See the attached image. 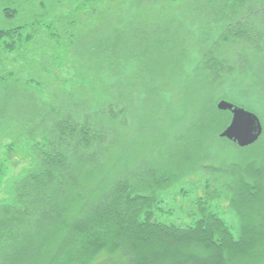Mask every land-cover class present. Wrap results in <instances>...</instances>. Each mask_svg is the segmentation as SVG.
<instances>
[{
  "label": "rangeland",
  "instance_id": "1",
  "mask_svg": "<svg viewBox=\"0 0 264 264\" xmlns=\"http://www.w3.org/2000/svg\"><path fill=\"white\" fill-rule=\"evenodd\" d=\"M218 3L0 0V29L10 30L9 36L0 40V50H8L2 52L0 71L5 66L8 72H16L13 86L0 94V206L16 203V186L37 169L34 145H44L45 134L39 128L45 123L44 114L65 111L72 100L90 112L88 120L100 118L103 125L108 112L109 122L118 118L110 131L113 138L119 137L113 147L128 160V176L146 170L156 177L173 167L169 187L154 193L157 218L196 225L203 201L209 199L206 208L218 211L239 238L242 220L253 209L248 205L237 210L230 196L232 186L244 178V171H234L232 160L244 149L220 136L232 112L219 109L218 104L226 100L257 113L263 133L256 144L264 143V56L260 62L252 60L255 65L250 68L236 69L244 58L238 56L233 62L216 60L211 64L213 71L201 69L208 49L227 27L222 15L211 14L213 8L220 9ZM201 7L206 8L200 12ZM6 8L15 12L8 14ZM62 22L81 35L80 44L70 47ZM17 31L21 43L10 37ZM134 32L148 45L144 56L151 60L147 68L137 58L131 60L116 51L108 54L100 48L102 42L124 40ZM179 43L182 46L177 49ZM100 50L102 58L89 61ZM182 50L180 57L178 51ZM112 103L122 110L109 108ZM21 104L29 105V112H24ZM34 105L43 113L37 119ZM3 111H15L16 115ZM31 116L35 119L27 123ZM32 129L34 141L29 134ZM249 200L254 205L253 199Z\"/></svg>",
  "mask_w": 264,
  "mask_h": 264
},
{
  "label": "trees",
  "instance_id": "2",
  "mask_svg": "<svg viewBox=\"0 0 264 264\" xmlns=\"http://www.w3.org/2000/svg\"><path fill=\"white\" fill-rule=\"evenodd\" d=\"M213 1L221 6L213 8L212 16L222 15L227 27L208 49L201 69L213 71L211 64L216 60L233 62L238 56L244 58L236 69L254 66V59L260 62L264 56V0ZM5 12L15 11L6 8ZM62 27L69 33L70 47L76 46L81 35L68 23L62 22ZM9 34L10 30L0 29V40ZM11 35L13 42L21 43L18 31ZM125 36L117 42H102L100 48L108 54L116 51L131 60L137 58L147 68L151 57L144 56L146 42L137 39L135 32ZM181 46L179 43L177 49ZM183 50L178 51L180 57ZM102 51L89 61L101 59ZM2 52L8 50H0V61ZM7 70L4 66L0 71V94L1 90L6 94L16 81V72ZM20 107L29 112L22 104ZM111 107L119 109L114 103ZM38 108L34 105L36 119L43 114ZM83 110L71 100L65 111L44 114L45 123L39 125L45 134L44 145H34L37 169L16 186V203L0 206V264H264V143L242 148L232 160L234 171H244V178L231 188L233 206L239 210L252 205L254 209L249 207L236 239L218 211L206 208L209 199L203 201L196 225L157 218L154 193L169 187L173 167L169 166V173L157 174L161 180L146 170L128 176V160L113 147L119 137L113 138L110 131L118 118L109 122L108 112L101 125L100 118L88 120L91 114ZM15 111L3 112L13 117ZM34 132L29 133L32 141Z\"/></svg>",
  "mask_w": 264,
  "mask_h": 264
},
{
  "label": "water",
  "instance_id": "3",
  "mask_svg": "<svg viewBox=\"0 0 264 264\" xmlns=\"http://www.w3.org/2000/svg\"><path fill=\"white\" fill-rule=\"evenodd\" d=\"M218 108L232 112L231 121L221 137L235 142L239 147L250 146L259 140L263 125L257 114L226 100L220 101Z\"/></svg>",
  "mask_w": 264,
  "mask_h": 264
},
{
  "label": "bare ground",
  "instance_id": "4",
  "mask_svg": "<svg viewBox=\"0 0 264 264\" xmlns=\"http://www.w3.org/2000/svg\"><path fill=\"white\" fill-rule=\"evenodd\" d=\"M240 107H241V106H240ZM243 108H244V107H243ZM221 110H222V109H221ZM247 110H248V109H247ZM249 111H250V110H249ZM260 121H261V120H260ZM228 125H229V124H228ZM224 130H225V129H224ZM224 130H223V131H224ZM223 131H222V132H223ZM222 132H221V133H222ZM220 135H221V134H220Z\"/></svg>",
  "mask_w": 264,
  "mask_h": 264
}]
</instances>
